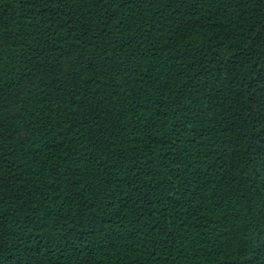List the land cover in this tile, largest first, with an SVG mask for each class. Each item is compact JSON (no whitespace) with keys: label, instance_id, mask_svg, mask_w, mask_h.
<instances>
[{"label":"trees","instance_id":"1","mask_svg":"<svg viewBox=\"0 0 264 264\" xmlns=\"http://www.w3.org/2000/svg\"><path fill=\"white\" fill-rule=\"evenodd\" d=\"M0 264H264V0H0Z\"/></svg>","mask_w":264,"mask_h":264}]
</instances>
